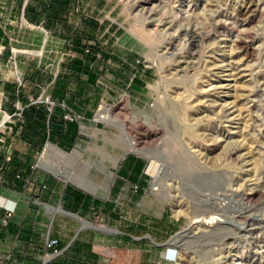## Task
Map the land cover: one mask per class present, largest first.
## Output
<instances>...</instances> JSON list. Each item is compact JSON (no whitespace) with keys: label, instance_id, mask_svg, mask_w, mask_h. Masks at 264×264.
I'll return each mask as SVG.
<instances>
[{"label":"rangeland","instance_id":"rangeland-1","mask_svg":"<svg viewBox=\"0 0 264 264\" xmlns=\"http://www.w3.org/2000/svg\"><path fill=\"white\" fill-rule=\"evenodd\" d=\"M99 1L94 16L112 36L98 46L146 87L104 76L103 127L48 165L154 231L107 246L100 264H170L168 249L176 264H264V0ZM128 155L144 161V189L117 197Z\"/></svg>","mask_w":264,"mask_h":264},{"label":"crops","instance_id":"crops-1","mask_svg":"<svg viewBox=\"0 0 264 264\" xmlns=\"http://www.w3.org/2000/svg\"><path fill=\"white\" fill-rule=\"evenodd\" d=\"M97 8V0H0V197L16 202L14 212L0 207V264H100L107 246L154 234L117 199L103 200L48 165L51 152L73 156L103 127L95 112L113 92L100 85L104 76L120 77L128 90L146 87L139 69L128 73L122 63L114 71L121 56L98 46L101 32L112 35ZM144 169L143 159L125 157L117 197L131 184L143 191ZM102 221L110 226H95ZM52 239L60 254L47 257Z\"/></svg>","mask_w":264,"mask_h":264},{"label":"clouds","instance_id":"clouds-1","mask_svg":"<svg viewBox=\"0 0 264 264\" xmlns=\"http://www.w3.org/2000/svg\"><path fill=\"white\" fill-rule=\"evenodd\" d=\"M0 207L4 208L6 211L14 212L16 208V202L4 197H0ZM215 219L216 218L213 217L212 220L208 222H212ZM163 257L165 260L169 261L170 264H176L177 260L180 257V253L175 249H168L164 252Z\"/></svg>","mask_w":264,"mask_h":264},{"label":"built area","instance_id":"built-area-1","mask_svg":"<svg viewBox=\"0 0 264 264\" xmlns=\"http://www.w3.org/2000/svg\"><path fill=\"white\" fill-rule=\"evenodd\" d=\"M67 119H71L69 115L66 116ZM28 181V179H27ZM8 216H11V214L9 213ZM58 245V241L57 240H49L46 243V249L48 250L49 253L46 254V256L51 257V256H57L60 254V250L57 248Z\"/></svg>","mask_w":264,"mask_h":264}]
</instances>
